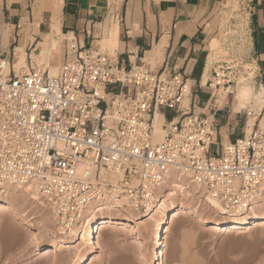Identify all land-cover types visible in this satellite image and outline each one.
Instances as JSON below:
<instances>
[{
	"label": "built area",
	"instance_id": "1",
	"mask_svg": "<svg viewBox=\"0 0 264 264\" xmlns=\"http://www.w3.org/2000/svg\"><path fill=\"white\" fill-rule=\"evenodd\" d=\"M66 56L53 76L32 59L18 72L12 61L0 59V185L34 184L58 233L88 215L115 212L108 207L117 201L144 213L161 199L173 172L225 211L261 199L260 122L221 144L207 117L194 112L184 75L154 72L142 61L125 67L91 46L71 44ZM217 59L209 89L232 92L256 79L252 72L239 75L241 61ZM155 113L164 121L161 141L154 139Z\"/></svg>",
	"mask_w": 264,
	"mask_h": 264
},
{
	"label": "crops",
	"instance_id": "2",
	"mask_svg": "<svg viewBox=\"0 0 264 264\" xmlns=\"http://www.w3.org/2000/svg\"><path fill=\"white\" fill-rule=\"evenodd\" d=\"M224 1L0 0V55L14 65L24 53L27 70L32 55L48 49L46 37L59 32V56L45 63L51 67L67 59L71 44L99 49L102 39L116 29L114 57L118 63L128 67V62L142 61L154 72L184 75L191 87L194 112L207 117L218 142L225 144L243 135L248 112L255 111L257 104L239 109L235 89L221 99L205 88L212 71L208 57L209 44L215 39L211 38L215 34L213 19ZM244 1L250 39L245 59L255 67L254 88L258 91L264 89V0ZM260 111L255 125L262 120L264 105Z\"/></svg>",
	"mask_w": 264,
	"mask_h": 264
},
{
	"label": "rangeland",
	"instance_id": "3",
	"mask_svg": "<svg viewBox=\"0 0 264 264\" xmlns=\"http://www.w3.org/2000/svg\"><path fill=\"white\" fill-rule=\"evenodd\" d=\"M248 16L244 0H225L219 5L212 25L215 34L211 38L217 39L220 47L217 54L215 52L208 57L211 68L218 61L219 56H227L241 61L242 70L239 74L241 77L248 72H252L249 76L254 77L255 67L245 59L250 45ZM227 47L229 53L225 51ZM99 50L113 56V53L109 54L107 50L100 48ZM36 63L42 70H48L47 67L50 66V64L42 65L38 61ZM23 70L26 71V67ZM208 78L209 76L206 79ZM246 84L255 87L254 81ZM240 86L235 88V92ZM205 88L210 95L218 93L222 96V90L217 92L209 89L208 86ZM253 105L248 103L245 107L251 108ZM160 112L166 114L167 119L170 118V113L162 109ZM260 125L263 127L264 122L261 121ZM22 195L20 194L16 199L14 197L9 199L13 206L20 211H28L30 217H35L32 222L40 225L41 230L44 228L53 230V225L48 221L50 220L48 210L38 204L32 205L30 202H25ZM190 205L194 209L195 201ZM204 209L202 206L198 212L208 218L214 216L211 211ZM214 218L217 217L214 216ZM211 228L194 224L189 217L171 215L161 234V246L144 244V239L136 240L130 232L109 230L101 243L104 253H100L99 249L95 248L87 249L84 253L89 259L85 264H88L91 258H96L92 264H264V224L249 223L237 228L221 227L219 230ZM50 234L51 232L48 234L41 232L40 237L43 239L39 245L47 244ZM143 234L146 236V232ZM31 238L32 233L27 231L26 226L0 213V264H52L54 257L44 259L40 254L34 255L39 245L31 241ZM118 238H122L125 244L116 246L115 241ZM73 246V249L61 251L59 255H56L55 260H58L59 264H71L75 251L81 248L79 241H76Z\"/></svg>",
	"mask_w": 264,
	"mask_h": 264
},
{
	"label": "bare ground",
	"instance_id": "4",
	"mask_svg": "<svg viewBox=\"0 0 264 264\" xmlns=\"http://www.w3.org/2000/svg\"><path fill=\"white\" fill-rule=\"evenodd\" d=\"M115 28V27H114ZM114 30V29H112ZM108 37L102 39L100 42V49L107 50L109 54L113 53L115 56L117 47V36L116 29ZM55 35L46 37L45 41L48 43V49H43L40 55H33V61H38L42 65H45L48 58H54L59 56L60 51V37H58L59 32ZM219 41L217 39L211 40L209 47V57L213 53H218ZM214 54V55H215ZM3 55H0L2 57ZM14 69L18 72L22 68L26 67L24 53L18 55L17 60L13 65ZM39 67V65H38ZM49 75H56L58 71L57 65L47 67ZM8 64L5 65V71L8 72ZM222 90V89H220ZM219 90V91H220ZM218 91V92H219ZM222 97L226 98L229 90H222ZM235 99L237 101V106L239 109H245V105L248 103L257 104V109L251 113L248 112V125L246 134H249L256 120L258 119L261 111L259 110L264 105V89L255 90L254 86L251 84H246L240 86L234 93ZM264 114L261 121L264 122ZM260 121V123H261ZM164 121L159 113H155L153 121V134L155 141H161L165 136V131L163 129ZM259 126H261L259 124ZM85 168L84 166L80 169ZM165 189L161 196L154 204L150 205L149 208L141 214L135 213L131 210L122 208L121 202L117 201L108 208H113L115 214H111V211L103 214H92L88 215L80 224H76L73 228L66 233H58L54 228V217L48 207L40 199L34 184H26L23 186L12 185V184H2L0 185V213L4 216L12 218L19 224L26 226L27 231L32 233L31 241L35 244L40 243L43 239L40 237L41 232L48 234L49 242L44 245H39L34 251V255L40 254L44 259H49V257H54L52 264H59L58 260H55L56 255H59L64 249H73L74 243L79 241L80 249L76 250L72 258L71 264H85L89 257H85V251L87 249H99L100 253H104V249L101 247L102 241L109 230L120 231V232H130L134 235L136 240H143L144 244L149 245H160L161 246V234L164 228L167 226L169 219L172 216H183L189 217L190 221L194 224L202 226H210L211 229H221V227L237 228L246 226L249 223H255V225L264 224V187L261 193V199L254 202L250 208H243L236 211H225L216 201L208 197L199 186L193 184L187 176L182 173H170L168 175V180L163 184ZM4 188V189H3ZM3 189V190H1ZM168 189V192H167ZM167 192V193H166ZM166 193V194H165ZM20 194L25 202H30L32 205H40L43 209H47L49 212L48 221L53 225V230L43 229L41 230L40 225L32 222L35 217H30L28 211H20L17 207L13 206L10 198L19 197ZM177 202H174V201ZM182 200H185L182 202ZM23 201V202H24ZM195 201V208L193 209L190 205L191 202ZM26 205V204H24ZM39 206V207H40ZM194 206V205H193ZM208 209L214 216L211 218L206 217L204 214L199 213L200 207ZM204 209V210H205ZM199 211V212H198ZM203 212V211H202ZM143 232H146L144 236ZM40 237V238H39ZM127 243V242H126ZM122 238H118L115 241V245H123ZM129 244V243H127ZM93 257V256H90ZM96 258H91L88 264H92Z\"/></svg>",
	"mask_w": 264,
	"mask_h": 264
}]
</instances>
